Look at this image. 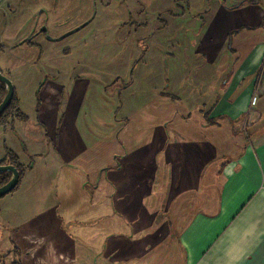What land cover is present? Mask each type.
I'll list each match as a JSON object with an SVG mask.
<instances>
[{
	"label": "rangeland",
	"instance_id": "obj_1",
	"mask_svg": "<svg viewBox=\"0 0 264 264\" xmlns=\"http://www.w3.org/2000/svg\"><path fill=\"white\" fill-rule=\"evenodd\" d=\"M222 2L2 0L0 70L19 112L0 126V153L18 157L21 179L0 200V242L29 253L23 264L183 263L189 203L171 205L172 176L188 182L203 127L217 131L201 105L242 61L231 41L212 65L200 53L202 12ZM86 23L60 41L40 34ZM12 246L0 248L6 264Z\"/></svg>",
	"mask_w": 264,
	"mask_h": 264
},
{
	"label": "crops",
	"instance_id": "obj_2",
	"mask_svg": "<svg viewBox=\"0 0 264 264\" xmlns=\"http://www.w3.org/2000/svg\"><path fill=\"white\" fill-rule=\"evenodd\" d=\"M227 1L202 12L208 45L200 53L212 65L231 41L230 51L242 61L227 69L218 96L201 105L217 131L203 127L207 133L197 152L204 154L193 157L188 182L176 183L172 176L171 205L184 210L178 202H187L190 211L178 235L182 264H264V2ZM243 28L253 32L246 40L231 37ZM246 44L251 45L247 53ZM242 123L244 129L237 131ZM5 159L0 153V162Z\"/></svg>",
	"mask_w": 264,
	"mask_h": 264
},
{
	"label": "water",
	"instance_id": "obj_3",
	"mask_svg": "<svg viewBox=\"0 0 264 264\" xmlns=\"http://www.w3.org/2000/svg\"><path fill=\"white\" fill-rule=\"evenodd\" d=\"M2 2V0H0V3ZM88 23H86L85 25L71 31L68 32L67 34H65L64 36L58 38V39H53L52 37H48V40L50 41H60L74 33H76L77 31H79L80 29H82L83 27H85ZM46 27L42 28L40 31V34H46ZM27 41V40H26ZM0 83L5 85L6 88V94L5 97L3 99V101L0 103V117L9 109V107L11 106L13 100H14V96H15V88L14 85L11 81V79L9 77H7L6 75H4L2 73V71L0 70ZM4 172H12L13 173V177L10 180L9 183H7L6 185H4L3 187L0 188V198L4 197L5 195H8L9 193L13 192L19 185L20 183V172L14 167V166H0V173H4Z\"/></svg>",
	"mask_w": 264,
	"mask_h": 264
},
{
	"label": "flooded vegetation",
	"instance_id": "obj_4",
	"mask_svg": "<svg viewBox=\"0 0 264 264\" xmlns=\"http://www.w3.org/2000/svg\"><path fill=\"white\" fill-rule=\"evenodd\" d=\"M46 27V34H42L41 33V35H44V36H46V38L48 39V37L50 36V34H49V29H48V27L47 26H45ZM44 28V27H43ZM35 35H36V33L35 34H32L31 36H30V38L28 39L29 41H30V39L32 40V38H34L35 37ZM3 86H5L4 84H3ZM127 86V85H126ZM15 97V96H14ZM1 103V102H0ZM4 127V126H3ZM7 165H10V166H14L19 172H21V167L18 165V164H13L11 161H8L7 160V155H6V159H5V161H2L1 163H0V166H7ZM12 177H13V173L12 172H4V173H0V188L1 187H3L4 185H6L7 183H9L10 182V180L12 179ZM20 177H21V173H20ZM19 186V185H18ZM17 189V188H16ZM15 189V190H16ZM14 190V191H15ZM13 191V192H14ZM13 192H11V193H13ZM11 193H9V194H11ZM8 194V195H9ZM7 195H5L4 197H1L0 198V200L2 199V198H5ZM0 218H1V216H0ZM7 244H9V245H13L12 246V249L11 250H13L14 249V245H18V243L17 242H15L12 238H11V240L8 242V241H1L0 242V248L1 247H3V245H7ZM19 247V246H18ZM20 250V249H19ZM13 252L15 253V255L17 256V258H16V260L14 261L15 262V264H23V262L25 261V260H27L26 258H28V256H29V253H26V252H23V254L22 255H20V256H23V257H25V258H18V257H20V256H18V252L16 251V250H13ZM2 255H3V253H1V255H0V264H6L4 261H3V259H1V258H3L2 257ZM21 259H24V261H21Z\"/></svg>",
	"mask_w": 264,
	"mask_h": 264
},
{
	"label": "trees",
	"instance_id": "obj_5",
	"mask_svg": "<svg viewBox=\"0 0 264 264\" xmlns=\"http://www.w3.org/2000/svg\"><path fill=\"white\" fill-rule=\"evenodd\" d=\"M0 87H1L0 90H1V94H2L3 93V91H2L3 90V84L2 83H0ZM16 100L17 99L14 97V100H13L11 106L9 107V109L0 117V126H1V124H2V122L4 120H9L10 118H12L14 116L13 113H15V112L18 113L19 112L18 111V103H17ZM210 122L212 124L214 123L212 121H210ZM7 160L11 161L13 164H18L19 163L18 157L12 151H9L7 153Z\"/></svg>",
	"mask_w": 264,
	"mask_h": 264
}]
</instances>
